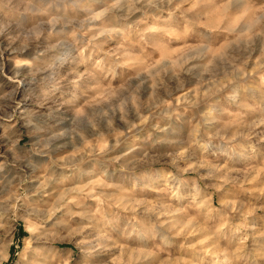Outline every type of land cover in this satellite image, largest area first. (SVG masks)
Masks as SVG:
<instances>
[{"label":"rangeland","instance_id":"obj_1","mask_svg":"<svg viewBox=\"0 0 264 264\" xmlns=\"http://www.w3.org/2000/svg\"><path fill=\"white\" fill-rule=\"evenodd\" d=\"M0 264H264V0H0Z\"/></svg>","mask_w":264,"mask_h":264}]
</instances>
